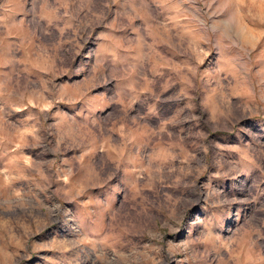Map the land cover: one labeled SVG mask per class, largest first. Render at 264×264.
<instances>
[{"label": "rangeland", "instance_id": "obj_1", "mask_svg": "<svg viewBox=\"0 0 264 264\" xmlns=\"http://www.w3.org/2000/svg\"><path fill=\"white\" fill-rule=\"evenodd\" d=\"M10 1L0 264H264V0Z\"/></svg>", "mask_w": 264, "mask_h": 264}, {"label": "crops", "instance_id": "obj_2", "mask_svg": "<svg viewBox=\"0 0 264 264\" xmlns=\"http://www.w3.org/2000/svg\"><path fill=\"white\" fill-rule=\"evenodd\" d=\"M83 3V1H81ZM81 2H73L72 0L71 1H63V5L65 7V12L63 13V16L64 18L66 19H73V18H79L80 16H82V13H83V8L81 6ZM85 2V1H84ZM120 2V0H112V4H111V9L113 10H116L115 5L116 3ZM76 4V3H79L80 4V8L77 10V9H73V4ZM99 3L100 4V8H99V13L101 15H99L100 18H103L104 17V2L103 0H101ZM3 5L5 6V12H3L2 14H0V17L2 18L4 15L9 18L10 20L13 19L12 23H14L15 21H18V19H21L22 16L21 14L22 13H18L16 12L15 10V7L13 6V4L11 3L10 0H5ZM23 8V1L20 2V7H19V10H22ZM86 11V8H84V12ZM79 14V15H77ZM54 16L56 15L55 13L53 14ZM18 24V23H17ZM74 25V24H73ZM186 79H189V78H186ZM160 81H163L162 79ZM164 88H167V85H160L159 86V90H164ZM165 127H168L167 125H164V126H160L159 128V134L158 133H155V134H143V136H140L138 135L139 139L136 140V136L133 135L131 136L130 140L131 142H140L143 140V142H168V140H173L172 137H169L167 134V129H165ZM167 133V134H166ZM207 129L205 130V134H204V137L207 135ZM187 136H181V139L180 141L181 142H189V140H187Z\"/></svg>", "mask_w": 264, "mask_h": 264}]
</instances>
